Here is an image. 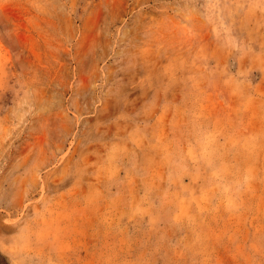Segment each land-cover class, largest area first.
Here are the masks:
<instances>
[{
  "label": "rangeland",
  "instance_id": "obj_1",
  "mask_svg": "<svg viewBox=\"0 0 264 264\" xmlns=\"http://www.w3.org/2000/svg\"><path fill=\"white\" fill-rule=\"evenodd\" d=\"M0 264H264V0H0Z\"/></svg>",
  "mask_w": 264,
  "mask_h": 264
}]
</instances>
